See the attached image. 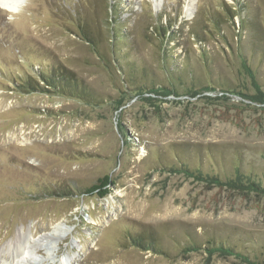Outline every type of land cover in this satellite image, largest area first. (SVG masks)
I'll use <instances>...</instances> for the list:
<instances>
[{"label":"rangeland","instance_id":"374dc122","mask_svg":"<svg viewBox=\"0 0 264 264\" xmlns=\"http://www.w3.org/2000/svg\"><path fill=\"white\" fill-rule=\"evenodd\" d=\"M262 92L264 0L0 6V264L57 224L68 233L51 264H244L182 251L207 241L264 264ZM107 174L109 195L86 191Z\"/></svg>","mask_w":264,"mask_h":264},{"label":"trees","instance_id":"16d2710c","mask_svg":"<svg viewBox=\"0 0 264 264\" xmlns=\"http://www.w3.org/2000/svg\"><path fill=\"white\" fill-rule=\"evenodd\" d=\"M226 7H229L226 5ZM230 9H234V7L230 6ZM231 18L233 19L234 16L233 14H231ZM165 30V29H164ZM163 30V31H164ZM169 30H167L168 33ZM84 36H86L88 38V40L91 43H94L90 34H86L85 30H82ZM245 69L247 70V72L249 73V75L252 77L253 81L255 84H257L256 82V75L255 73L250 69V67L248 65H245ZM59 73H57V75L55 77L58 78L59 81H61V83H64L69 80L70 77H64L62 75H58ZM42 77L43 82L46 83L47 86L50 87H55V82H53V78L52 76L46 75V76H39ZM32 81H35L34 78L31 79ZM31 81V82H32ZM38 81V80H37ZM73 83V81L71 82ZM124 83L126 84L125 86L128 85L127 82L124 81ZM32 84V83H31ZM209 87V86H207ZM206 87V88H207ZM149 91V93H159L162 92L163 89H158V87H150L147 89ZM259 95H263L262 98H264V93H260ZM258 98H261V96H257ZM185 171L188 173V175H192L195 176L197 178H199L200 180L203 181H207V183H214L216 185L222 186V187H232V188H236L239 189L241 191H257V190H261L263 189L261 182L252 178L250 174L238 171L237 174L232 177V178H227V179H223L217 175H212V174H204L199 170H191L190 168H184ZM113 184V181L111 179V176L109 174L104 175L103 177H100L97 181V183L93 184L89 189H87V192H95L96 190H99V196L100 197H105L107 195H109L111 193V189L109 188L111 185ZM68 195V194H67ZM65 195V196H67ZM138 247H143L145 250H148L150 248H148L147 246H145L142 242H140V239L137 240H133ZM204 249L207 253L209 254H213V253H221L222 255H231L234 257H237L238 259H240L242 261V263L244 264H261L259 261L252 259L249 254L244 253L242 250H239L235 247L229 246V245H213V243H209L207 241V244L202 247V246H188L185 247L182 251L183 252H190L193 250H198V249ZM153 250H155L154 248H151ZM156 252H158L157 250H155ZM163 253V252H160ZM165 253V252H164Z\"/></svg>","mask_w":264,"mask_h":264},{"label":"bare ground","instance_id":"6f19581e","mask_svg":"<svg viewBox=\"0 0 264 264\" xmlns=\"http://www.w3.org/2000/svg\"><path fill=\"white\" fill-rule=\"evenodd\" d=\"M25 0H5V3L8 7L1 6L5 10L13 12L19 8V6ZM68 233V228L62 226V224H57L54 226L52 231H48L44 233L41 237H34L33 234L30 235L28 239L24 241L21 238L17 241V249H16V264H51V261L54 260L55 255L57 254V250L60 247V240L66 237ZM32 239V242L29 241ZM45 249V255H42V258H36L37 254L41 255L39 249ZM46 261H48L46 263ZM73 261V257L70 255H66L61 258V264H71Z\"/></svg>","mask_w":264,"mask_h":264},{"label":"clouds","instance_id":"9594fccd","mask_svg":"<svg viewBox=\"0 0 264 264\" xmlns=\"http://www.w3.org/2000/svg\"><path fill=\"white\" fill-rule=\"evenodd\" d=\"M0 6L8 7V5L5 3V0H0Z\"/></svg>","mask_w":264,"mask_h":264}]
</instances>
